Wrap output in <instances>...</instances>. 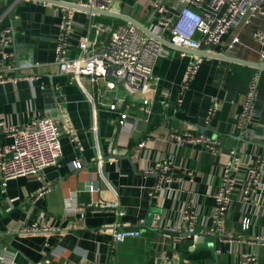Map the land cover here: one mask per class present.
Instances as JSON below:
<instances>
[{
  "label": "crops",
  "instance_id": "crops-1",
  "mask_svg": "<svg viewBox=\"0 0 264 264\" xmlns=\"http://www.w3.org/2000/svg\"><path fill=\"white\" fill-rule=\"evenodd\" d=\"M146 4L150 0H121L116 9L149 25L154 17L146 12ZM69 9L35 0H0V25L8 18L7 26L16 32L18 45L15 48L13 42L12 48L19 49L20 59L31 56L44 63L33 70L37 79L0 82V114L8 123L25 125L46 116L47 98L54 96L64 115L63 120L57 117L62 156L43 168V178L18 176L3 187L0 176V244L6 245L0 247V264H238L248 252H254L264 264V241L252 240L254 234L264 235V197L260 214L251 213V227L245 230L242 217L248 213L244 211L247 207H241L240 189L235 191L227 228L238 237L236 242L217 239L207 247L191 249L194 241L179 243L176 233L168 229L180 223L187 203H194L201 215L212 212L214 199L208 190L218 189L231 148L239 147L246 158L264 152V141L256 135L264 124V84L259 86L264 69L169 47V54L156 61V79L147 91H130L122 84L110 88L105 80L94 84L89 77L70 78L55 62V38ZM75 10L70 56L79 52V40L88 32L91 19L115 23L96 19L97 15L110 17L107 15ZM244 20L241 17L232 26L221 44L207 49L249 61L264 60L253 36L256 28L264 27V15L250 24ZM236 34L242 42L229 48ZM194 61L197 70L184 85L186 69ZM254 77L256 114L253 123L242 130L238 122ZM214 97L221 104L208 122L206 115ZM114 101L116 109L110 107ZM122 111L131 117L125 126L118 123ZM186 129L218 139L220 153L214 155L200 144L177 145L173 133ZM9 139L0 133L3 143ZM143 140L146 144L140 146ZM167 156H173L177 176L183 178L152 197L158 175L145 170ZM77 159L82 162L79 168L74 166ZM188 171L194 173L192 179ZM240 175L245 177L246 171ZM44 181L50 186L36 196ZM96 201H117L125 215L120 218L112 209H99ZM116 221L141 229L142 235L115 243L110 227ZM34 223L52 228L20 231ZM216 248L222 250L219 256ZM163 253L169 260L155 262L156 254Z\"/></svg>",
  "mask_w": 264,
  "mask_h": 264
},
{
  "label": "built area",
  "instance_id": "built-area-1",
  "mask_svg": "<svg viewBox=\"0 0 264 264\" xmlns=\"http://www.w3.org/2000/svg\"><path fill=\"white\" fill-rule=\"evenodd\" d=\"M72 1L101 9L121 7V0ZM145 7L150 17H154L148 25L151 30L177 45L197 50L221 44L241 17L245 18L246 24H250L257 16L264 15V0H150V4H146ZM75 11L69 9V12L62 16L60 31L55 38V62L60 71L70 78L89 77L94 84L105 80L110 88L122 84L130 91L149 90L152 81L156 79L154 75L156 61L159 57L169 54V47L148 36L132 23H104L91 19L88 23V32L79 40V52L75 56H70L67 51L70 47L69 38L74 30ZM12 30L11 26H6L0 31V61L3 62V66L0 67V82L18 77L30 80L39 78L38 73L33 70L43 66V62L31 56L18 59L16 62L17 53L12 48ZM253 36L260 44L259 53L264 59V27L256 28ZM241 42L240 36L236 34L228 47L233 48L236 43ZM197 67L198 63L195 61L188 65L184 85L193 77ZM256 95L257 77H254L249 85L238 122V127L242 130L253 123L256 114ZM181 100L180 98L179 101ZM220 104L219 97L212 99L206 115L208 122L219 111ZM117 106L116 101L110 103L112 109H116ZM119 115L118 123L125 126L131 118L130 115L126 111L120 112ZM5 118L0 114V133L10 138L8 143L0 140L1 185L5 187L8 180L23 175H37L43 178V168L57 163L62 156L58 119L41 116L31 123L16 125L8 123ZM256 135L260 141H264V124ZM173 137L179 146L187 143L200 144L214 155L220 153L219 140L206 133L186 129L173 133ZM145 144V140L139 143L140 146ZM74 166L79 168L82 162L77 159ZM175 169L173 156L160 157L153 166L146 168V172H155L158 175L156 184L150 191L152 197L156 191L163 193L170 183L183 178L177 176ZM242 171H246L245 177L240 175ZM187 173L192 179L194 173L192 171ZM49 186V183L44 181L35 195L39 196ZM238 188L241 194V207L246 206L244 211L248 212L242 217V227L246 230L251 227L252 214L259 215L263 208L261 201L264 197V152L257 153L253 158H246L239 147L230 149L228 158L221 168L218 189L213 192L211 189L208 190L214 199L212 212L209 215H201L194 203H187L182 208L180 223L168 227L176 233V241L182 243L191 239L194 241L191 243L193 246L200 236L211 235L214 236V241L220 239L224 242H236L238 237L236 239L234 233L227 228V217L233 207L234 193ZM96 202L99 209L107 211L112 209L120 218L125 215V209L121 208L117 201ZM51 228L52 226L41 227L34 223L20 227V231L34 232ZM110 231L115 243L142 235L141 229L122 226L118 221L110 227ZM252 240L264 241V235L254 234ZM221 251L216 248V255L219 256ZM164 258L169 260L167 253L156 254L155 262H160ZM238 264L260 262L254 252H248Z\"/></svg>",
  "mask_w": 264,
  "mask_h": 264
},
{
  "label": "water",
  "instance_id": "water-1",
  "mask_svg": "<svg viewBox=\"0 0 264 264\" xmlns=\"http://www.w3.org/2000/svg\"><path fill=\"white\" fill-rule=\"evenodd\" d=\"M35 1H41V2H45V3H50V4H55L58 6H64L67 8H73V9H78V10H85V11H89L91 13H95V14H101V15H107L110 17H115L121 20H124L128 23H132L135 26H137L140 30H142L145 34H147L148 36H152L156 39H158L159 41H161L162 43H164L166 46L174 48V49H178V50H182V51H187V52H191V53H196L200 56H214V57H219V58H225V59H229L231 61H235V62H239V63H243L246 65H250L253 67H256L259 70H263L264 69V60L261 61H249V60H245V59H241V58H237V57H233V56H228V55H224V53H217V52H213L209 49H201V50H197V49H190V48H185L182 47L180 45H177L173 42H171L169 39L162 37L158 34H156L153 30H151L147 24V22H142L139 19H137L136 17H134L133 15L125 12V11H117V10H112V9H101L99 7H95V6H89V5H83L81 3H78L76 1H72V0H35ZM13 29V28H12ZM13 42L15 43V48L17 44V37H16V32L13 29ZM16 50V49H15ZM18 50H16V62L18 61V59H20L21 56H19L18 54ZM46 116H50V117H55V118H59L61 120L64 119V115L62 114V111L60 109V107L57 104V101L55 99L54 96H49L47 98V111H46ZM212 242L214 241V236L211 235H204V236H200L196 242L195 245L191 246V249H199L202 247H207L208 246V242ZM6 245L4 244H0L1 248H5Z\"/></svg>",
  "mask_w": 264,
  "mask_h": 264
},
{
  "label": "trees",
  "instance_id": "trees-1",
  "mask_svg": "<svg viewBox=\"0 0 264 264\" xmlns=\"http://www.w3.org/2000/svg\"><path fill=\"white\" fill-rule=\"evenodd\" d=\"M125 1H128V2H133V0H125ZM5 5L1 8V11H4V9H5ZM0 11V12H1ZM0 15H1V13H0ZM8 19V18H7ZM7 19L6 18H4V20L2 21V23H1V25H0V31H1V29L3 28V27H6L8 24H7ZM96 19L97 20H104V21H108V22H115V23H119V22H123L122 20H120V19H114V18H111V17H103V16H100V15H97V17H96ZM252 74L254 73V71H252L251 72ZM253 76H254V74H253ZM261 82L264 84V80H263V78H261V80H260V82H259V86H260V84H261Z\"/></svg>",
  "mask_w": 264,
  "mask_h": 264
}]
</instances>
